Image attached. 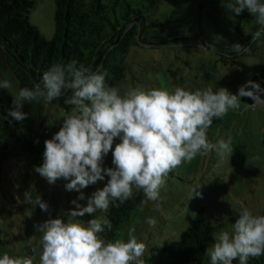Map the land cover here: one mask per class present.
Returning a JSON list of instances; mask_svg holds the SVG:
<instances>
[{
    "label": "clouds",
    "instance_id": "obj_1",
    "mask_svg": "<svg viewBox=\"0 0 264 264\" xmlns=\"http://www.w3.org/2000/svg\"><path fill=\"white\" fill-rule=\"evenodd\" d=\"M227 10L236 16L247 11L260 26L254 38L264 33L262 0H230ZM233 47L247 51L239 43ZM10 87L9 81H0V89ZM65 91L72 93L68 102L73 110L63 119L60 130L45 140L42 165L33 167L50 185L64 180L66 191L79 192V197L71 201L76 207L61 209L56 218L35 226L41 239L39 249H32L33 256L5 253L0 264H34L36 255L39 264H145L146 245L138 240L135 229L128 231L127 240H106L101 234L105 229L112 230V224L95 214L107 213L110 206L118 207L141 191L146 201H158L167 188L170 172L197 155L211 151L221 158L231 155V137L216 143L208 138L214 118L239 109L241 98L252 100L253 108L264 105V87L253 80L241 85L236 94L223 87L214 91L212 86L194 91L183 87L132 88L121 93L106 84L100 71L77 67L75 62L56 63L32 88L19 90L6 112L8 124L27 118L22 110L25 103L48 104ZM110 152L113 166L104 167ZM106 178L103 188L85 196L83 189ZM199 189H194L191 198H202ZM23 195L26 203L48 212L49 204L41 196L33 199L28 190ZM85 199L86 206L78 203ZM86 214L93 218L86 223L77 219ZM148 223L154 221L149 219ZM214 241L208 250L211 264H233L237 260L238 264H249L250 259L264 256V215L243 209L231 231L219 232Z\"/></svg>",
    "mask_w": 264,
    "mask_h": 264
},
{
    "label": "rangeland",
    "instance_id": "obj_2",
    "mask_svg": "<svg viewBox=\"0 0 264 264\" xmlns=\"http://www.w3.org/2000/svg\"><path fill=\"white\" fill-rule=\"evenodd\" d=\"M34 1L35 7L29 15L30 22L45 39L51 40L55 33V0ZM91 1L86 0L87 3ZM229 2L230 0H167L162 3L152 13V20L166 21L173 11L181 12L194 22L197 30H200L203 22L206 30L212 31L210 38L214 39L213 44L218 47L206 48L197 45L194 42L196 40L192 39H174L168 45L155 49L133 47L127 57L126 77L116 88L123 93L132 88L171 90L183 87L194 91L212 86L214 91L223 87L236 94L241 85L260 72L264 63V45L259 40L257 46L249 49V45L257 40L253 37L259 30L256 19L247 11L239 16L234 15L227 10ZM178 25L171 23L159 30L155 36L157 41L161 44L168 41L171 29ZM152 35L153 32L149 30L146 34L148 41ZM245 37L243 46L247 47V51H237V56L228 59L226 64L227 48L236 43L242 45ZM250 38L251 42L247 46ZM222 48L226 50L221 51ZM2 73L5 80L11 83L8 90L15 97L21 89L16 77L5 69ZM66 104L67 107L55 106L52 102L44 103V122L35 102L25 103L23 106L22 110L28 115L24 121H19V125L25 136L34 143V150L15 154L0 175V257L5 253L20 257L33 256L32 249H39L41 239V233L35 226L49 218H56L61 209L76 207L71 201L79 197V192L66 191L64 180L50 185L33 167L42 165L45 140L51 139L60 130L63 119L73 110L69 102ZM207 134L212 143L231 137L233 153L221 158L215 151H211L206 155H197L190 163L174 169L170 172L167 188L162 190L158 201H146L143 194L140 210L123 228L118 238L127 240L128 231L134 228L138 240L146 245V256L151 250L162 249L179 241L182 232L202 209L210 223L217 228L208 247L210 250L215 242L214 236L221 231H231L243 209L256 215H264V105L253 108L241 102L239 109L229 110L223 118H214ZM118 142L119 140L115 143ZM112 166L110 152L105 158L104 167ZM105 181L106 179L99 181L82 191L88 197L103 188ZM194 189L202 192V198H191ZM25 190L31 193L33 199L41 196L49 204L48 212L42 211L38 205L26 203L23 195ZM78 203L86 206L87 200H80ZM95 215L106 218V213L103 212L98 211ZM92 218L86 214L77 219L86 223ZM64 219L67 221L68 217L65 216ZM149 219L154 223L149 224ZM104 234L105 232L101 236ZM34 264H39L38 255L34 257ZM199 264H211L208 251ZM233 264H238V260Z\"/></svg>",
    "mask_w": 264,
    "mask_h": 264
},
{
    "label": "trees",
    "instance_id": "obj_3",
    "mask_svg": "<svg viewBox=\"0 0 264 264\" xmlns=\"http://www.w3.org/2000/svg\"><path fill=\"white\" fill-rule=\"evenodd\" d=\"M105 1L107 0H92L87 3L86 0H55V33L53 39L47 40L30 22V11L35 7L34 0H0V81H5L2 73L5 69L14 74L21 89L32 88L53 64L75 62L77 67L83 65L92 71L102 72L106 84L117 87L126 77L127 57L133 47L155 49L181 39L196 40L194 42L197 45L206 48L218 47L213 44L214 39L210 38L212 31L206 30L203 22L200 30H197L194 22L181 12L173 11L166 21L152 20V13L167 0ZM171 23L179 25L171 29L168 41L159 43L156 34ZM149 30L153 32L150 41L146 38ZM259 40L264 45V33L249 45V49L257 46ZM227 50L226 64L228 59L237 56L234 47ZM251 80L264 87V63L260 72ZM71 95V91H65L64 95L52 103L67 107L66 102ZM13 99L8 89H0V175L15 154L34 150V143L25 136L19 121H14L11 126L7 122L10 118H6V112L13 106ZM241 102L245 106L253 103L248 98H241ZM36 106L44 122V103H36ZM142 202L141 191L118 207L110 206L106 219L112 224V230L105 229L102 238L117 239L123 228L138 213ZM216 231L217 228L200 209L182 232L179 241L162 249L151 250L144 258L145 264H199L205 259ZM249 264H264V256L250 259Z\"/></svg>",
    "mask_w": 264,
    "mask_h": 264
},
{
    "label": "water",
    "instance_id": "obj_4",
    "mask_svg": "<svg viewBox=\"0 0 264 264\" xmlns=\"http://www.w3.org/2000/svg\"><path fill=\"white\" fill-rule=\"evenodd\" d=\"M262 2H264V0H262ZM258 28H260V26L258 25V27H257V29ZM251 42V38L248 40V43H247V46H248V44ZM143 43H145L146 44V42H143ZM247 48V47H246Z\"/></svg>",
    "mask_w": 264,
    "mask_h": 264
}]
</instances>
